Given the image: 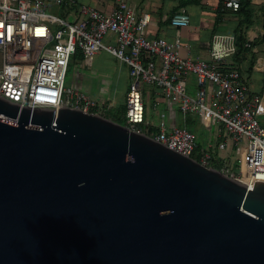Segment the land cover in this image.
Returning a JSON list of instances; mask_svg holds the SVG:
<instances>
[{
  "label": "water",
  "instance_id": "95a60500",
  "mask_svg": "<svg viewBox=\"0 0 264 264\" xmlns=\"http://www.w3.org/2000/svg\"><path fill=\"white\" fill-rule=\"evenodd\" d=\"M0 264H264V182L0 96Z\"/></svg>",
  "mask_w": 264,
  "mask_h": 264
},
{
  "label": "built area",
  "instance_id": "2783aa9c",
  "mask_svg": "<svg viewBox=\"0 0 264 264\" xmlns=\"http://www.w3.org/2000/svg\"><path fill=\"white\" fill-rule=\"evenodd\" d=\"M240 2L223 0V5L237 12ZM113 5L109 12H100L77 0H0V96L22 106L70 107L103 115L95 99L66 88L64 81L67 73L75 71L77 55L90 62L98 52L106 51L128 68L123 125L195 159L197 136L185 125L149 123L143 93V87H149L183 117L194 115L212 129L215 143L209 140L197 162L248 189L264 182V128L256 120L262 98L250 95L231 62L237 51L236 37L214 35L208 60L184 59L178 37L173 42L149 38L147 14L138 17L126 0H113ZM53 6L55 15L49 12ZM188 24L183 10L170 19L175 29ZM110 34L115 47L103 43V37ZM190 75L195 79L193 92L187 84ZM228 141L234 150L231 159Z\"/></svg>",
  "mask_w": 264,
  "mask_h": 264
},
{
  "label": "crops",
  "instance_id": "0c3cea01",
  "mask_svg": "<svg viewBox=\"0 0 264 264\" xmlns=\"http://www.w3.org/2000/svg\"><path fill=\"white\" fill-rule=\"evenodd\" d=\"M77 2L100 12H109L114 6L113 0H77ZM126 2L138 17L143 14L149 16V23L145 29L147 37L162 38L167 42H173L178 37L179 54L184 59L208 60V52L214 35H234L237 53L231 62L239 69L250 95L256 94L262 98L256 115L264 114V0H250L253 16L249 19L250 22L245 23L241 29L238 25L244 20L243 15L238 11L226 9L223 0H126ZM182 10L188 16L189 24L186 27L175 29L170 25V19ZM238 37L241 38L239 42H237ZM103 43L115 47L114 35H105ZM69 74L71 76L69 87L82 91L88 97L95 99L101 110L105 111L104 114L111 112L113 116H120L124 119V100L130 82L126 65L110 53L100 51L90 62L83 61L81 56L77 55L76 69ZM187 84L190 92H193L195 79L192 75L188 76ZM143 93L147 117L146 95L152 99L153 104L157 103V106L152 104V108L158 122L163 121L168 124L166 122L168 119L170 120L168 125L176 124L174 115L175 111L180 112L179 109L169 107L151 88L146 91L143 87ZM196 136L197 144H200V149L204 150L209 141L199 139V135ZM227 147L228 153L231 141L227 142Z\"/></svg>",
  "mask_w": 264,
  "mask_h": 264
},
{
  "label": "rangeland",
  "instance_id": "374dc122",
  "mask_svg": "<svg viewBox=\"0 0 264 264\" xmlns=\"http://www.w3.org/2000/svg\"><path fill=\"white\" fill-rule=\"evenodd\" d=\"M49 12L51 14H56V7L53 6L50 8ZM64 85L66 88H68L70 85H71V76L69 73L66 74V77H65V81H64ZM144 89H146V91L149 90V87H144ZM150 100V101H149ZM152 99H150L147 95H146V102H147V107H148V121L151 125H154L157 121V117H156V114H155V111L154 109L152 108V104L153 102L151 101ZM122 112H123V109H122ZM121 116H122V113H120ZM175 120H176V124L177 126H184L185 123L188 122V124L191 125L190 129L192 130V132H194L196 135H199V139L202 138V140L204 141H209L211 140L213 142V144L215 143V136L212 132V129L210 128H206L205 126L201 125V123L198 121L197 117L194 116V115H186L183 117V115L179 112H176L175 111ZM256 120L258 121V123L260 124V126L262 128H264V114H257L256 115ZM116 121L124 124V119L123 117H120L118 116L116 118ZM166 122L168 124H170V120L166 119ZM157 124V123H156ZM187 124V127H189V125ZM189 129V128H188ZM153 135V132L150 133V136ZM228 153H229V156H230V159L232 158L233 154H234V150L233 149H229L228 150ZM213 156L215 157L216 156V153L214 151L213 153ZM232 167H234V164L232 163Z\"/></svg>",
  "mask_w": 264,
  "mask_h": 264
},
{
  "label": "trees",
  "instance_id": "16d2710c",
  "mask_svg": "<svg viewBox=\"0 0 264 264\" xmlns=\"http://www.w3.org/2000/svg\"><path fill=\"white\" fill-rule=\"evenodd\" d=\"M238 12H240L242 15H243V19L244 20H242V21H240V23H239V25H238V28L239 29H241V27L246 23V24H248L250 21H249V19H251L252 18V16H253V12H252V10H251V8H250V0H241V2H240V5H239V8H238V10H237ZM241 40V38L240 37H238L237 38V42H239ZM236 46H237V44H236ZM241 46H242V44H241ZM242 47H240V49H241ZM236 53H237V51H236ZM236 55V54H235ZM239 70V69H238ZM105 112V111H104ZM104 112H103V116H105L106 118H109V119H111V120H113V121H115V122H117V123H119V124H122V123H120V122H118V121H116V118L118 117H116V116H113V114L111 113V112H107V113H105L104 114ZM187 124H188V122L187 123H185V127L190 131V132H192V130L190 129V127H191V125L190 124H188L189 125V127H187ZM194 133V132H193ZM201 145L200 144H198V146H197V148H196V150H195V155H194V158L195 159H197V157H198V155H199V153H200V151H201Z\"/></svg>",
  "mask_w": 264,
  "mask_h": 264
}]
</instances>
